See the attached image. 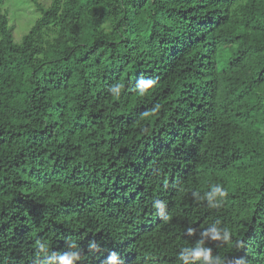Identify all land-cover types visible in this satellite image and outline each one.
I'll list each match as a JSON object with an SVG mask.
<instances>
[{
	"label": "trees",
	"instance_id": "obj_1",
	"mask_svg": "<svg viewBox=\"0 0 264 264\" xmlns=\"http://www.w3.org/2000/svg\"><path fill=\"white\" fill-rule=\"evenodd\" d=\"M30 2L15 43L0 0V264H181L216 221L264 264V0Z\"/></svg>",
	"mask_w": 264,
	"mask_h": 264
},
{
	"label": "clouds",
	"instance_id": "obj_2",
	"mask_svg": "<svg viewBox=\"0 0 264 264\" xmlns=\"http://www.w3.org/2000/svg\"><path fill=\"white\" fill-rule=\"evenodd\" d=\"M141 86L150 87L153 84L152 80H146L141 78L139 80ZM114 94L118 93V89L113 90ZM159 107V106H157ZM214 193H218L220 197L227 195V192L223 190L219 185L214 186ZM196 195V194H194ZM208 199L211 201V196H208ZM152 206L160 213V210L164 207V204L160 200H155ZM218 203H213L212 207H218ZM219 221L213 223L209 228L205 229L200 233L201 238L195 243L192 247H182L178 253V260L181 264H189L190 260L192 264H226L225 259L221 258L219 255H213L212 249L205 246V238H210L211 240H224L228 241L230 237L229 231L224 228H220ZM189 234H192L193 229H188ZM70 247L75 248V244H71ZM90 249H97L98 245L95 243L90 244ZM39 252L44 255V259L39 261V264H52V262L59 261L60 264H73V261L79 259V253L76 251H70L57 255L53 253L51 256L47 254V249L44 244L38 245ZM107 264H120L119 255L115 252H111L107 259Z\"/></svg>",
	"mask_w": 264,
	"mask_h": 264
},
{
	"label": "rangeland",
	"instance_id": "obj_3",
	"mask_svg": "<svg viewBox=\"0 0 264 264\" xmlns=\"http://www.w3.org/2000/svg\"><path fill=\"white\" fill-rule=\"evenodd\" d=\"M41 3L48 4L49 0H37ZM4 9H8L9 14L12 16V20L9 17V27L13 28V40L15 43H19L21 37L27 32L28 28L37 18L34 7L30 0H4ZM228 55L223 52L217 57L216 65L217 71L223 72L226 69Z\"/></svg>",
	"mask_w": 264,
	"mask_h": 264
}]
</instances>
